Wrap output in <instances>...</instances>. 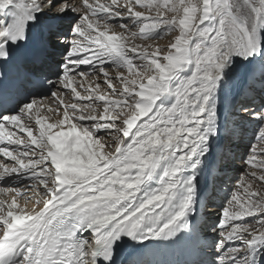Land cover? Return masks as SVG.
Masks as SVG:
<instances>
[{"label":"bare ground","instance_id":"bare-ground-1","mask_svg":"<svg viewBox=\"0 0 264 264\" xmlns=\"http://www.w3.org/2000/svg\"><path fill=\"white\" fill-rule=\"evenodd\" d=\"M107 1L110 4L106 1L101 3L104 2L124 12L121 15L118 12L113 13L115 18L111 20L131 18L144 25L148 22V17L142 11L149 10L160 16L169 15L171 11L177 12L178 19L174 23L172 20L166 21L169 24L164 28L168 31L174 28L175 31H172L175 32L178 41L171 44L175 47L182 45L184 50L181 48L182 51L177 52L172 49L166 57L165 65H153V68L164 76L162 79L151 77L132 67V72L127 71L128 77L112 76L105 67L107 65L121 67L117 61L124 54L123 51L118 53L117 58V54L110 56L112 57L110 61H99L100 68L97 70L95 65H89L86 59L76 63L70 72L86 69L96 76L90 75L91 78L86 80V84L79 82L76 76H72V79L78 82V86L72 87L73 95L66 94L67 99L61 100L60 104L48 99L43 100L44 103L50 104L49 107L52 106L48 110L56 109L58 115L59 113L63 115V112L57 107L65 105L69 115V118L61 116L62 127L55 129L54 126H49L48 136L38 128L41 122L39 115L44 119L46 113L43 102L36 97L43 91L35 87L26 90V93L30 92L26 99L30 98L37 104L35 109L25 106L24 100L17 105V108L21 105L24 107L21 111L24 114L22 117L11 114V111L3 114L0 131H4L5 137L14 136L16 140L9 143L0 140V147L14 151L9 156L10 164L0 158V176L6 173L0 180V186L14 189L15 194L12 192L8 196V201L17 219H12L0 208V237H10L16 228L23 229L27 236L11 251H0V264H26L25 258L29 255L33 260L42 259L52 235L68 217L93 203L98 194L109 191L131 202L146 201L149 199L148 196L153 194L154 200L143 212L150 216L152 213H161V217L164 218L161 221L164 223L159 227L163 230L168 226V224L165 226L167 216L175 213L172 222L175 221L177 234L183 231L188 222L194 223L199 233L204 231V226L209 225L206 221L214 219L217 215L215 210L217 201L212 202L209 207L206 206L208 209L206 213L201 211L202 205L205 207L209 203L205 188L210 183L214 184V190L217 192L225 191L221 180L228 179L229 176L225 174V170L219 176V171H215V165L223 166V162L229 163L234 157L225 156L221 151L219 153V145L222 143L226 146L225 149L229 150V153L231 148H240L246 142V133H249L246 127L251 124L248 121L240 122L238 126L230 124L227 127L231 129L227 130L223 118H226L228 109L232 105L236 106L234 113L247 118L249 116L251 121L259 119L261 116L259 111L264 109V106L258 102L264 88L259 87L262 91L255 88L252 94H248L237 83L239 76L246 75L252 67L249 61L239 56L259 52L260 37L264 36V0H189L188 2L175 0L172 4L174 6L168 4L170 3L168 1L161 0V4L159 1L158 4L155 3L159 7L147 6L138 0H119L117 4L113 0ZM18 2L23 5L22 13H27L26 19L30 20L34 14L38 16L36 23L29 24L26 50L28 51L38 40L47 43L48 36L53 34L50 29H59L52 23L55 18H48L47 4L43 5V0H18ZM131 6L143 10L135 11ZM194 15L199 18L194 20L192 18ZM131 19L130 25L135 21ZM153 21L161 22L159 18ZM191 26L196 27L195 31H191ZM140 30L141 32L138 33L142 37L140 41L138 40L140 46L143 50L150 49L151 43L148 39L158 36L161 31L156 28L154 32H150L147 25ZM187 31H191L188 41L184 38ZM205 31L207 32L204 33ZM59 34L61 35V32ZM7 38L8 36L0 33V56ZM59 38L60 36L52 38V46L48 44V55L42 63L33 64L28 61L25 64L34 77L45 84L55 83L56 75L60 70V64L54 66L49 61L61 49L62 40ZM82 44L87 48L93 45L85 37L82 39ZM151 56L145 58L158 57L156 52ZM60 59L58 58L56 62L60 63L62 60ZM69 63L67 61V64ZM26 66L22 67L23 70ZM225 71L229 81L233 82L231 86L219 84L221 74ZM111 77L115 78L118 85L108 79ZM27 82L30 83L29 80ZM98 82L106 84V89L110 92L108 95L96 90V87H100L96 85ZM64 87L66 86H60L62 89ZM77 89L81 91L75 92ZM238 95L241 97L237 99ZM72 100L85 102V105L78 104L79 107L84 108L93 100L95 109L99 108L104 114L98 118V122L97 117H79L75 111L82 112V109L75 108L73 105L79 102L75 103ZM119 108L124 111L123 115L118 114ZM37 118L39 121H35ZM91 120L97 122H94L95 126L92 124L90 131L93 136H101L97 141L89 140L86 135L79 137V130L76 131V128L80 129V127L86 130L88 126L83 128V124ZM70 122L75 130L71 128ZM33 123L34 125H31ZM240 125L245 127L241 128ZM31 126L35 130L32 132L26 129L27 135L24 137L12 131L15 128L20 132L25 127ZM105 127L106 133L103 132ZM237 132H240V135L238 134L240 138L230 140L234 134L237 135ZM30 139L35 142V146L30 143ZM18 142H24L26 145L22 146L24 144L20 145ZM10 168L13 171H4ZM159 175L162 176L163 184L160 188L157 187L159 184H156L157 178H155ZM248 219L252 224L257 220L252 217ZM123 224L124 222L119 224L113 231L117 233ZM154 227L155 224L151 222L141 233L148 234ZM262 228L259 233L253 234L248 242L250 239H264V227ZM236 229L239 228H231L232 236ZM210 230L207 236L211 235ZM96 231L91 229L84 235L89 245L88 256L92 258L93 264L97 249L102 251L103 247L102 244H98ZM107 232L105 231V234ZM243 234L244 231L239 237H243ZM229 237L230 235L224 238V244L227 241L231 242ZM201 238L205 264H214L219 248L217 251L206 248L207 237L201 236ZM160 244V241L153 240L145 241L143 245L133 242L121 250L127 255L132 250H137L140 245V249L153 252ZM34 248H39V252L32 251ZM177 253L179 252L176 246H169L167 249L168 256L174 260H177Z\"/></svg>","mask_w":264,"mask_h":264},{"label":"rangeland","instance_id":"rangeland-1","mask_svg":"<svg viewBox=\"0 0 264 264\" xmlns=\"http://www.w3.org/2000/svg\"><path fill=\"white\" fill-rule=\"evenodd\" d=\"M101 1H106V3L110 4V2L107 0H43L42 4L43 5L47 4L46 10H48L49 12L48 18H55V21H53L52 23L55 27L59 28L55 30L50 29L51 34L52 32L53 34L51 36H48L47 45L49 44V46L50 45L52 46V38L54 36L62 35L64 39L62 40L61 49L58 50L57 52L58 54L54 55L53 57L49 59L51 64H53L54 66L60 64V67H59L60 70H59V73H57L56 75L55 83H49L47 88L43 92L39 93L38 96H36L40 98L42 102L44 99H48L49 101H52L53 103L56 104V103H59L61 100H66L67 99L66 94L73 95V92L71 90L72 89L74 90V88L72 87L76 86L78 82L72 79V76H76L78 78V81L80 80L79 82L85 83V84L87 83L86 80L88 78H91L90 75L96 76V74L93 75V72L89 73L90 71L86 69H76L74 72H70L72 68L75 67V64L81 61L83 62V59L84 61L87 60L86 62H88L89 65L90 64H92L93 66L95 65V70H97L100 68L98 65L99 61H102V62L110 61L112 59V57L110 56H114L117 54L116 56L117 58L118 53L123 51L124 54L120 56L119 58L120 61L119 60L117 61L118 64H121L120 65L121 67L118 68L116 66L115 68L114 65H107L105 67L106 71L108 70V72L112 76L128 77L127 71L132 72V70L135 69L137 71H142L144 72V74H148L151 77L162 79L164 76L162 75V73H160V71L158 73V70L156 68H153V65L154 64L165 65L166 57L168 56V53H170L172 49L176 50L177 52L184 50L182 45L180 46L177 45L175 47L171 44V42L174 43L178 41L176 35H174L175 32H173L175 31L174 28L171 26L172 28L169 31L164 28V27L167 28L169 24V22H166V21L172 20L174 23L176 19H178L179 15L176 14L177 12L171 11L169 15L160 16L158 14L156 15V13H153L152 11H149V10L142 11L143 9H140L136 6H131L133 8L132 10L145 12V15L148 17V22L144 23L143 25L141 22H137L135 19H131V18L111 20L112 18H115V15L113 13L118 12V14L121 15L124 12L122 10L121 12L117 9H114L110 5H106L104 2L101 3ZM113 1H115L116 4L119 2V0H113ZM138 1L144 2L145 5L153 6V7L154 6L159 7L156 5L159 2H160L159 4H161V0H138ZM164 1L166 2L168 1L170 2L168 4H170L171 6H174L172 4H174L175 0H164ZM183 1L188 2L189 0H183ZM174 9L175 8H173V10ZM158 18H159V21L161 22L155 23L153 20L158 19ZM192 18H194V20L195 19L197 20L199 16L194 15L192 16ZM130 19L132 21L135 20L133 24L131 25L129 24ZM146 25L149 28L150 32H154L156 28H158V30H160L161 32L158 36L148 39V41L151 43L149 45L150 49L143 50L142 46H140L139 44L140 43L139 41L142 39V37H140V34L138 33L141 32L140 29H142ZM190 29L191 31L192 30L195 31L196 27L191 26ZM127 31H130V32H127ZM191 31L186 32V35L184 38H186L187 41L190 38ZM59 32H61V35L59 34ZM206 32L207 31H205L204 33ZM83 37H85L86 39H89V41L93 43V45L91 44L92 47L87 48L86 45L82 44ZM66 52L67 54H65ZM155 52L158 55L156 59L145 58V57H150ZM142 57L145 59L141 60L140 58ZM58 58L62 59V60L60 59L61 60L60 63L56 62V60L58 61ZM89 59L91 60V62ZM67 61L68 63L69 62L70 63L67 64ZM72 63L73 65H70ZM131 67L133 69H131ZM124 68L125 69L127 68V69L125 70ZM63 69H66L64 70L65 72L63 71ZM95 70H94V73L96 72ZM83 74L84 76L85 74H87L88 76L86 75L84 77ZM83 79H85L86 82ZM108 79L112 81L115 85L116 84L118 85V83H116L115 78L111 77ZM64 81L65 82L68 81V82L64 83ZM96 85L100 86V87H96V90H99L102 94L108 95L110 93L106 89V84L102 82H98V84ZM60 86H66V87L62 89L60 88ZM67 87L68 89L66 90ZM257 89L260 90L259 87H257ZM79 90L77 89L75 90V92L76 91L80 92L81 90L80 91ZM89 93H91V91ZM240 97L241 96L238 95L237 99ZM72 101L75 103L79 102L77 103V105H73L75 106V108L82 109V112L80 110L74 109L76 110L75 113L79 117H82V116L83 118L97 117L96 121L98 122V118L102 117L103 116L102 114H104V111L101 112L102 110H100L99 108L95 109L96 106H94L95 102L93 100H91L89 102V105L87 104L88 106H85V108L78 106V104L80 103L85 105L86 104L85 102H81L79 100L78 101L72 100ZM258 102L259 104L264 106V90L261 92ZM42 104L45 106L46 115L44 119L42 115H39L41 122L38 128L42 133H44V135L48 136L50 133L49 126L50 127L54 126L55 129L59 128L60 126L62 127L60 123L61 116H63V118H65V116L66 118H69V115H68V110L66 109L65 105H61L59 106V108L57 107V109L60 112H63V115H60L61 113H59L58 115L56 114V109L53 111L48 110V108L52 107V106L49 107L50 106L49 103L43 102ZM24 105L30 106L32 107V109H35L37 106V104L31 101L30 98L24 102ZM90 107L91 108L93 107L94 109L93 108L91 109ZM235 107L236 106L234 105L230 106L226 114V118L224 117L223 121H225L226 127L229 126L230 124L231 125L235 124L238 126L240 122L242 123H246L247 121L251 122L250 126L246 127L249 130V133H246V138H247L246 142L244 143V145H242L243 147L241 146L240 148L238 147L231 148L230 149L231 153H229V150L227 151L225 149L226 146L224 145H223V148L219 149V151L222 150V154L225 156H228V157L234 156L233 159L229 163L228 161L223 162L224 163L223 166L215 165V171H219L218 172L219 176L223 174L222 173L223 170H225V174L229 176L228 179L223 178L221 180L223 182L222 184L224 185L223 187L225 191L222 190V191L217 192L216 190H214V184L209 183L207 187L205 188L207 190L206 191L207 199H208L207 201L209 203L208 205H205V207H203L204 205H202V208H201V211H205L206 213L208 211L207 207H209V205H211L212 202L217 201L215 203V205L217 206V208L215 209L217 210L216 211L217 215L214 217V219H210L209 221H206V224H209V225H205L203 228L205 230L201 231L200 233L202 237H207L206 240H208V245L206 248H213V251H217L219 248V252L226 247L230 249L235 248L237 245L241 244L242 242L245 245V247L241 249V251L242 252L248 251V248L246 246L248 244V239L251 238L253 234L259 233L263 229L262 226L264 227V109L259 111V113H261V116L259 119L257 118L256 120L251 121L249 119V116L247 118V116L238 115L234 113ZM23 108H24L23 105H21L17 111L12 112L11 114L15 116L20 115L22 117V115H24L23 112L21 113V111H23ZM241 108L242 107L240 106L239 109L241 110ZM117 111L119 115L124 114V111H122L120 108ZM35 121H39V119L37 118ZM96 121L91 120L88 123H84L83 128L84 127L86 128L88 126L87 127L88 129L86 128V130L82 129L81 127L80 129L76 128V131L79 130L78 136L80 137L81 135H83L84 137L86 135L87 138L91 141L99 140L101 138L100 135L93 136L92 132H90L92 131L91 127L95 126V123H97ZM70 124H71L70 125L71 128L75 130L74 125L71 122ZM31 125H34V123ZM240 126L242 128V126L244 125H240ZM228 128L231 129L230 127H227V130ZM26 129L31 130L32 132L35 130L34 127L31 126L30 128L25 127V129L22 131L20 130V132L17 131V129L15 128L12 129V131L13 133L18 134L19 136L24 137V135H27V133L25 132ZM115 130H117V128H115ZM105 131H107L106 127L103 129V132ZM110 133L112 134V131ZM238 134L240 135V132H237V135L234 134L230 138V140L239 139L240 137ZM4 135L6 136L4 131L1 130L0 140L4 141L5 143H9V142L16 140L14 136L5 137ZM117 141L119 140L117 139ZM18 143L20 145L24 144L22 146L26 145V143L24 142H18ZM30 143L35 146V142H33L31 139H30ZM2 149L4 152L1 151ZM13 152L14 151L12 149L7 151V148L1 146L0 147V158L5 159L7 161V164H10L11 162L9 161V156H11ZM232 152H234V154ZM7 170L13 171V169L11 170V168L5 169L4 171L7 172ZM3 174L5 176L6 173H2L1 175L2 177L0 176V180L4 178ZM13 190L14 189L9 188V187L0 186V208H2L7 214H9L12 217V219L16 220L17 217L13 215L11 208H10L9 201H8V196L12 194V192L13 194H15ZM216 193H218L219 195L216 196L215 195ZM6 210H8L9 212ZM260 216L262 218H260ZM249 217H252V219H255V220L257 219L256 223L252 224V222H249V219H248ZM204 218H207V217H204ZM234 227H237L239 229H236L237 232L236 230L234 232L235 236L234 235L232 236L230 234L231 228H234ZM244 228L248 230L246 231V229ZM209 230H210L211 235L207 236V233H209ZM241 230L244 231L243 237H239L240 235H242ZM229 235H230L229 240L231 242L227 241L224 244L223 243L225 240L224 238H227ZM217 241H219V244H217ZM220 243L223 244V246ZM238 254L240 253L233 252V251L227 252L225 256L221 257L220 264H227L228 259H231L233 255H238ZM241 264H243V262H241Z\"/></svg>","mask_w":264,"mask_h":264},{"label":"snow or ice","instance_id":"snow-or-ice-1","mask_svg":"<svg viewBox=\"0 0 264 264\" xmlns=\"http://www.w3.org/2000/svg\"><path fill=\"white\" fill-rule=\"evenodd\" d=\"M23 5L18 0H0V33L5 36H12V39L5 43V50H7L9 44L18 43L15 39V35L11 31L13 28L16 32L23 29L24 40H28V29L30 23H36L38 16L34 14L30 20L26 19L27 13H22ZM39 14V13H38ZM60 40L64 37L61 35ZM10 42V43H9ZM67 54V52L65 53ZM48 55V45L44 41H36L28 49L26 53V59L33 64H40ZM11 58L10 54L5 52V57L0 59V65L7 64ZM243 60L249 61L252 67L246 75L239 76L237 83L240 84L241 89L248 94H252L255 88H264V36L260 37V48L259 52L252 53L247 56H239ZM30 74L21 69L16 73L15 79L9 80L7 74L0 71V95L7 93L9 90L15 92L24 91V83L29 79ZM242 81V83H240ZM232 81L227 78L226 71L221 74L219 84L232 85ZM0 116L3 113L0 112ZM175 213L168 215L165 220V226L172 222ZM183 215V213H181ZM158 219H164L160 217ZM156 224V221H153ZM163 233V229L157 224L156 227L150 229L148 234L141 233L135 237L129 233L127 236L116 235L115 232L112 234L115 238L106 236L100 241L103 243V251L99 248L95 253V259L98 264H205L202 252V238L196 225L192 222H188L187 226L177 234L174 231ZM131 239L135 243L144 244L145 241L153 240L160 241L161 244L155 248L150 254L148 259H138L133 261L131 257L127 259L121 250V241L124 238ZM19 242V237H0V251L9 250L11 251L15 245ZM219 244V241H217ZM169 246H176L179 252V261L170 258L167 254ZM149 247V245H145ZM245 245L243 242L237 245L235 248H224L218 252L215 258V264H220L221 257L225 256L227 252H239L238 255H233L231 259L227 260V264H264V239L252 240L248 242V251L242 252ZM32 251L39 252V248H34ZM55 249H49V256L54 254ZM26 264H45L42 259L33 260L31 256H26ZM83 259V253H81V262ZM55 264V262H54ZM80 264V262H78Z\"/></svg>","mask_w":264,"mask_h":264}]
</instances>
